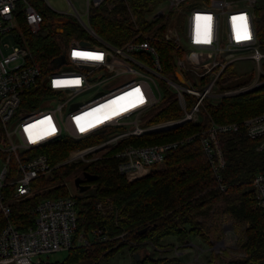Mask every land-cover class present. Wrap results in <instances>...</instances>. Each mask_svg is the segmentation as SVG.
<instances>
[{"label":"built area","instance_id":"obj_1","mask_svg":"<svg viewBox=\"0 0 264 264\" xmlns=\"http://www.w3.org/2000/svg\"><path fill=\"white\" fill-rule=\"evenodd\" d=\"M141 1L156 5L151 20L162 17L169 23V16L178 18L165 34V40L181 51L174 59V78L162 73L159 52L150 36L139 32L121 44L110 43L81 20L70 0L86 35L67 42L62 63L56 64L53 59L44 68L32 61L18 22L22 13L28 31L36 34L41 31L43 15L31 0H0V36L9 34L13 38L11 45L0 38V220L4 223L0 228V264H40V259L34 257L108 239L96 231L90 233L92 238L77 234L78 209L73 194L39 199L32 209L33 224L25 229L14 224L13 220L20 219L13 206L32 198L36 194L33 183L49 177L59 165L96 160L104 155L96 154L118 147L112 154L117 159L118 172L124 176L132 172L140 178L162 167L168 151L198 135L214 175L221 181L226 162L220 134L243 129L247 138L260 140L256 151H264V111L240 122L210 121L204 128L203 116L202 121L197 119L206 99L215 102L264 84V50L257 37L253 12L257 0ZM103 2L86 0L87 19L90 9ZM159 12L161 16L155 17ZM238 16L247 18L249 39L236 38L233 17ZM193 53L209 56L196 63L191 58ZM87 54H99L103 59H91ZM242 59L254 62L256 80L237 92L229 89L216 94L213 89L219 88L223 71ZM161 84L166 86L164 93L169 90L177 100L181 115L155 122V115L150 112L165 99ZM136 89L140 90L138 94ZM141 97L143 103L139 102ZM186 122L202 128L185 139L122 145L128 138L171 130ZM81 127L86 131L82 132ZM104 134L107 138L100 143L71 149L65 159L55 164L45 151L46 146L60 139L79 143ZM219 188L225 190L222 184ZM252 190L255 207L264 213V160L262 169L253 177Z\"/></svg>","mask_w":264,"mask_h":264},{"label":"trees","instance_id":"obj_2","mask_svg":"<svg viewBox=\"0 0 264 264\" xmlns=\"http://www.w3.org/2000/svg\"><path fill=\"white\" fill-rule=\"evenodd\" d=\"M109 1L104 0L89 12V22L96 34L110 43L121 44L134 34L143 32L152 38L159 52L162 73L168 78H174V59L180 56L181 51L175 50L164 38L166 20L162 17L147 19L146 16L149 13L151 15L152 11L145 1L126 0L124 4L113 0L116 2L112 8L107 5ZM31 3L43 15L47 31L41 29L39 33H30L22 13L18 15L19 27L31 50L32 61L45 68L62 54L69 40L82 39L86 34L75 22L69 20H65L61 26L54 25L53 19L58 18L55 12L37 7L34 0ZM253 12L257 37L264 50V0L256 1ZM58 27L62 28V32L56 30ZM262 67L264 70V62ZM244 80L238 82L237 86L248 83ZM231 83L228 82L229 85ZM263 111L264 84L246 93L223 97L216 104L206 99L201 110L203 128L210 121L240 122ZM180 115L179 107L173 102L159 111L152 121L177 118ZM200 128V124L186 122L171 130L128 138L122 145L143 146L185 139L197 134ZM219 140L226 162L221 171V181L216 179L198 135L168 151L162 167L154 168L134 180L128 181L116 168L117 159L112 154L118 147L83 165L76 162L56 167L52 178L37 179L33 189L58 183L77 170L96 175L93 181L88 182L90 189H93L92 194L77 190L75 195L79 208L76 232L89 237L90 233L96 231L108 239L71 248L67 257L55 264H101L123 249L131 252L133 264H180L176 258H154L149 255L136 260L134 254L139 255L150 243L159 248L161 242L169 237H174L180 243L189 242L193 236L209 240L210 234L218 232L216 226L209 224L210 210L221 202L225 205L224 211L239 221L250 223L240 242L243 256L223 260L222 264H264V213L255 207L252 190L253 177L263 166L264 151H256L260 140L247 138L243 129L220 134ZM78 144L73 140L60 139L46 146L45 151L51 163L55 164L65 159ZM219 184L224 185L225 190H221ZM67 195L66 187L58 186L21 201L13 206L15 216L20 219L13 220L14 224L18 229L32 225V209L39 199ZM3 224L0 220V228ZM143 228L146 230L139 233ZM173 246L171 244L169 248Z\"/></svg>","mask_w":264,"mask_h":264},{"label":"rangeland","instance_id":"obj_3","mask_svg":"<svg viewBox=\"0 0 264 264\" xmlns=\"http://www.w3.org/2000/svg\"><path fill=\"white\" fill-rule=\"evenodd\" d=\"M37 7L45 9L48 12H55L57 17L59 19H65L72 22H75L81 29L84 28V25L82 24V21L84 23L89 22V15L88 19L85 14V5L86 0H70L78 13L80 14V18L82 21H80L74 11L73 8L70 6L68 0H34ZM121 3L126 4V0H117ZM116 1L110 0L107 5L109 8L114 7ZM260 2V0H259ZM147 6L150 8V10L154 11L156 5L154 3L149 4L147 3ZM93 8L90 9L89 12H92ZM114 14V13H113ZM116 15V14H114ZM169 16V15H168ZM147 19H151L150 13L146 16ZM58 19V20H59ZM174 20H178L177 16L172 19L171 16H169V23L166 21L165 25V34L169 32L170 26L174 24ZM60 21V20H59ZM169 24V25H168ZM91 26V25H90ZM92 28V27H91ZM182 30H184V25L181 27ZM41 29L44 31H47V28L45 27L44 23H42ZM139 33V32H138ZM137 34V33H136ZM140 34H143V32L140 31ZM164 34V38H165ZM135 35V34H134ZM133 35V36H134ZM132 36V37H133ZM100 37V36H99ZM2 38L3 43L13 44V38L11 35L6 34L4 36H0ZM101 38V37H100ZM103 38V37H102ZM185 48V47H182ZM181 55V54H180ZM183 59L186 61L187 58L183 56ZM263 69V67H262ZM252 75L251 78L249 76ZM230 77L228 81L223 82L224 79H227ZM239 79H241L239 81ZM248 81V83L241 84V86H237L242 80ZM262 77H259L258 80H262ZM256 80V66L253 61L249 59H242L238 60L234 63H232L227 69H225L219 79V88H214L213 91L216 94L221 93L223 90H229L234 87L233 90L236 92L243 89L244 87L252 84ZM232 81V83L229 85L228 82ZM237 86V87H235ZM166 86L160 85V89L163 93V96L165 99H163V102L160 103L156 108H153L150 112L151 115H157L159 111L170 105L171 103H176L178 106L177 100L174 99L173 94L167 90ZM232 90V89H231ZM209 102H212L211 99H208ZM219 100H216L212 103H218ZM160 109V110H159ZM181 111V109L179 108ZM197 119L199 121H202L201 114L197 116ZM162 121V120H159ZM107 135L104 134L100 136L98 139L94 138H88L85 139L76 146V148H84L87 146H94L97 143H100L102 140L106 139ZM105 154V152H101L96 154L101 155ZM93 161V160H91ZM90 162V161H87ZM86 162H80L81 165L85 164ZM73 164V163H69ZM64 165V164H63ZM67 165V164H66ZM59 165L58 167H60ZM57 167V168H58ZM55 168V169H57ZM54 169V170H55ZM53 170V171H54ZM53 171L49 175V178L53 177ZM80 170H77L75 173H71L67 177H64L60 182L51 184L47 187H34L35 193L48 191L52 188L58 187V186H64L66 187V190L68 191V194H77V190L75 189L73 185V178L76 176V173H80ZM125 178L130 181L137 179L136 175L132 172L126 173ZM92 190H87L86 194H92ZM100 206V205H99ZM224 203L221 202L220 204H217L210 210V220L209 224H213V226H216L218 228L217 234H210L209 240H204L203 238L199 236H193L190 237V241L180 243L178 242L174 237L165 238L161 242V247H154L151 243L148 244V246L145 247V249H142L139 252V259L141 257L143 258L144 255H149L154 258H176L180 264H222L223 260H228L231 258L238 259L243 256V251L240 247V242L244 237V230L248 227L250 224L248 221H239L236 218H234L229 212L224 211ZM79 210V208H77ZM90 238H92V235H89ZM171 244H174L173 248H169ZM68 251H58L53 254H50L48 256L46 255H40L37 257H34V259H40L42 264H55L56 262H62L67 257ZM78 264H85V263H78ZM101 264H133L131 252L127 249H123L116 253L111 258L104 260L101 262Z\"/></svg>","mask_w":264,"mask_h":264},{"label":"water","instance_id":"obj_4","mask_svg":"<svg viewBox=\"0 0 264 264\" xmlns=\"http://www.w3.org/2000/svg\"><path fill=\"white\" fill-rule=\"evenodd\" d=\"M161 16V12L155 14V17H160ZM63 23H57V25L61 26ZM58 32H62V28H58ZM81 44H87V42L85 41H80ZM209 56V54L207 53H204V54H201V53H193L191 55V58L193 59L194 62L196 63H201L203 62L207 57ZM64 61V55H60L58 56L57 58L54 59V62L56 64H60ZM177 79L181 82L184 81L183 77L180 75V74H177L176 75ZM258 88V87H257ZM256 88H253V89H249V90H246L244 92H240L239 94H242V93H246V92H249L251 90H254ZM237 95V94H235ZM96 178V175H93L87 171H81L79 174H77L74 178H73V185L75 187L76 190H78L79 192H85L87 190L90 189V184H83L84 182H91L93 181L94 179ZM146 230V228H143L142 230L138 231L139 233H142ZM134 257L136 260L139 259L138 257V254L135 253L134 254Z\"/></svg>","mask_w":264,"mask_h":264},{"label":"snow or ice","instance_id":"obj_5","mask_svg":"<svg viewBox=\"0 0 264 264\" xmlns=\"http://www.w3.org/2000/svg\"><path fill=\"white\" fill-rule=\"evenodd\" d=\"M197 19H201V17H197ZM205 19H208L210 20L211 17H206ZM233 21H234V32L236 33V38L238 40H243V39H249L250 38V35L248 33V28H247V18L244 17V16H238V17H233ZM236 21H240L242 22V24H236L235 22ZM74 55H80L79 53H74ZM89 56V58L91 59H96V60H100V59H103V57L99 54H87ZM57 83H60V82H57ZM78 83V82H77ZM136 93L138 94L139 93V89H136L135 90ZM129 95H131V93H129ZM140 103H143V98L141 97L140 100H139ZM135 106V105H133ZM27 131V129H26ZM81 131H86L85 128L81 127Z\"/></svg>","mask_w":264,"mask_h":264},{"label":"crops","instance_id":"obj_6","mask_svg":"<svg viewBox=\"0 0 264 264\" xmlns=\"http://www.w3.org/2000/svg\"><path fill=\"white\" fill-rule=\"evenodd\" d=\"M58 19H59V18H55V19H53V22H52V23H53L54 25H56V26H59V25H57V23H63V22L65 21V20H63V19H59V20H60V21H59ZM58 28H59V27H58ZM58 28H57L56 30H58Z\"/></svg>","mask_w":264,"mask_h":264},{"label":"flooded vegetation","instance_id":"obj_7","mask_svg":"<svg viewBox=\"0 0 264 264\" xmlns=\"http://www.w3.org/2000/svg\"><path fill=\"white\" fill-rule=\"evenodd\" d=\"M83 184H88V182H84Z\"/></svg>","mask_w":264,"mask_h":264}]
</instances>
